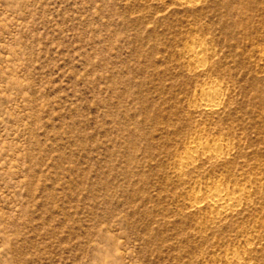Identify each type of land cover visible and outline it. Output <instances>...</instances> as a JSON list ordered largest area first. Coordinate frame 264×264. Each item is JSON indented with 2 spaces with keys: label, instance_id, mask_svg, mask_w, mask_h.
Masks as SVG:
<instances>
[{
  "label": "rangeland",
  "instance_id": "obj_1",
  "mask_svg": "<svg viewBox=\"0 0 264 264\" xmlns=\"http://www.w3.org/2000/svg\"><path fill=\"white\" fill-rule=\"evenodd\" d=\"M0 264H264V0H0Z\"/></svg>",
  "mask_w": 264,
  "mask_h": 264
},
{
  "label": "bare ground",
  "instance_id": "obj_2",
  "mask_svg": "<svg viewBox=\"0 0 264 264\" xmlns=\"http://www.w3.org/2000/svg\"><path fill=\"white\" fill-rule=\"evenodd\" d=\"M207 98V97H206ZM210 98V97H209ZM208 98V100L204 103L205 104V106H206V108H208V109H217L218 108V106L220 105L219 103H218V101L217 100H210ZM194 146H196V145H194ZM198 146V145H197ZM197 146H196V148H197ZM193 148V147H192ZM196 148H193V149H191V148H189L188 149V151L186 152V156L185 157H191V155L193 154L192 152H193V150L195 151V149ZM237 191V190H236ZM226 192V191H225ZM225 192H223L222 190H219V192L218 193H216L215 194V197H214V199H212L211 201H212V205L213 206H216V207H220V211L219 212H221V213H224V212H227L228 210H230V209H232L233 208V206H234V201L233 202H231L232 201V197L230 196V194L231 193H225ZM234 192V191H233ZM237 193V192H236ZM234 194V193H233ZM240 194V193H239ZM235 199V198H234ZM236 207V206H235Z\"/></svg>",
  "mask_w": 264,
  "mask_h": 264
}]
</instances>
